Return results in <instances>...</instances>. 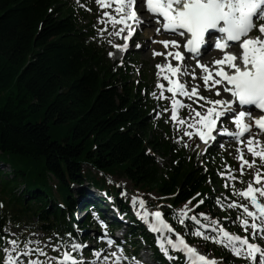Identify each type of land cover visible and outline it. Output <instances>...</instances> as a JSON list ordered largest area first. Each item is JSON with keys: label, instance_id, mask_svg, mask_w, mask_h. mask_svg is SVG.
Segmentation results:
<instances>
[{"label": "trees", "instance_id": "obj_1", "mask_svg": "<svg viewBox=\"0 0 264 264\" xmlns=\"http://www.w3.org/2000/svg\"><path fill=\"white\" fill-rule=\"evenodd\" d=\"M77 11L65 0H0V162L12 169L0 170V231L11 220L74 233L75 187L104 190L116 177L175 209L201 199L200 210L210 208L217 173L159 132L142 95L148 85L110 62L84 25L88 14ZM64 124L71 137L53 140V127ZM118 190L106 192L122 206Z\"/></svg>", "mask_w": 264, "mask_h": 264}, {"label": "snow or ice", "instance_id": "obj_2", "mask_svg": "<svg viewBox=\"0 0 264 264\" xmlns=\"http://www.w3.org/2000/svg\"><path fill=\"white\" fill-rule=\"evenodd\" d=\"M96 3L101 9H110L103 13V17L98 18V23L104 24V28L98 29L99 37L103 39L107 32L109 36L123 39V44H113L111 40L108 43L117 50L126 52L129 39L145 23L138 13L137 0H96ZM139 4L152 15L166 34L180 38L162 41L152 39V43H161L167 50H153V55L163 56L166 63L156 65V88L159 93L152 91L151 96L157 101H169V106L162 108L157 115L171 111L169 119L180 133L177 143H182L185 147L189 145L184 137L189 140L194 136L198 137L206 145L205 151L213 143H219L223 148V143L217 140L218 136L228 137L235 142L238 145L236 151L240 161V176L232 175L233 169L227 164L225 171L218 173L222 177L226 176L228 181L240 180L243 183L240 178L244 175L245 166L256 168L253 180L244 189L225 183V188H229L231 192L227 197L230 202L226 204V208L241 210L237 217L225 219L238 222L247 235L241 236L228 231L219 218H211L203 211L195 212L194 209L204 203L203 199L193 205L192 209L188 208L191 201L180 209L172 208L171 205L166 207L172 208L170 215L190 235L216 243L248 264H264V245L257 242L264 240V142L258 138L264 135V23H261L264 21V0H139ZM109 25L112 27L110 32ZM116 25L120 27L116 28ZM161 27L156 28L157 35L161 33ZM253 31H257L259 35H250ZM134 44L136 48L140 47L139 42L134 41ZM205 45L207 47L202 52V46ZM181 47L184 52L180 51ZM213 47L222 52L221 58L214 59L211 64L202 63L204 56ZM229 47H237L241 51L228 52L226 49ZM108 55L112 57L115 53L109 52ZM170 57L177 61L176 65L171 63ZM186 60H195V65L185 63ZM120 64H123V60ZM196 67L201 69L200 80L204 90L213 92L219 98L212 99L202 95L200 84H193L189 88L188 81L180 79L181 76H187L196 81ZM161 77L167 85L160 82ZM165 92L171 93V96H166ZM222 92L229 95L222 96ZM184 100L191 103H185ZM182 109H187L186 116H180ZM254 110H260L261 115L254 117ZM229 123L234 125V129H229ZM245 149L253 157L251 161L245 158ZM121 195L126 196V190ZM233 196L247 200L251 209L249 204L231 199ZM216 202L221 204L220 198ZM137 204L140 211L135 214L150 232L156 234L160 251L167 259L177 260L179 257L170 254L176 252L183 254V264H220L218 259H209L201 254L187 243L183 234L176 232L159 210L163 206L150 211L142 198L133 195L131 206L136 208ZM91 215L103 230L98 239L109 247L115 245L116 242L107 235V223L99 220L95 212ZM209 232L214 235H209ZM65 236L67 238L57 234L55 243L52 242V237L47 241L27 240L23 247H20L17 239H12L8 241L11 248L4 249L7 254L6 264H108L109 255L104 249H89L93 259L86 261L84 250L88 247L87 244L80 242L72 233H66ZM49 247L60 253V256H48L45 249ZM33 256L36 258L33 259ZM111 256L116 257L114 264H121L122 258L116 252H112ZM40 257L46 259L41 260Z\"/></svg>", "mask_w": 264, "mask_h": 264}, {"label": "rangeland", "instance_id": "obj_3", "mask_svg": "<svg viewBox=\"0 0 264 264\" xmlns=\"http://www.w3.org/2000/svg\"><path fill=\"white\" fill-rule=\"evenodd\" d=\"M73 1H75L76 3H80L79 7H81V5H83V6H89L92 9V11H90L92 18H94V17L97 18V21L95 22V31L97 33V36H96L97 39L99 40V42L101 44L106 45L108 52H114V53L116 52L115 55L112 56V57H110L108 55V57L111 60V62H118V61H121V60L124 61L125 59H129L126 62H129L132 68H136V69L142 68V71H144L145 74L148 75V77H149V83L152 86V91H157L159 93V90L156 88L157 72H158V69H157L156 65L160 64L161 61L164 62L165 58L163 56H160V55L154 56L152 48H151L152 51L150 50V46L155 45V44L156 45L160 44L162 46L161 48H153V49H156L155 50L156 52H165L166 49L164 48V46L161 43H158V44L157 43H152V39L154 38L156 40H161L162 41V40H172V38L171 37L170 38L169 37L163 38V36L160 35V34L159 35H155L156 31L153 32V31L148 30V31H146L147 33L144 36H142V38L139 41H137V42L140 43V47L139 48H141V46H143V49L135 51V49L132 48V49H130V51H129L130 53L127 56V58L120 59L122 57V53L123 52L119 51V50L116 51V48H114L111 44L108 43V41L111 40L113 42V44H115L114 40H116V36H114V35L109 36L108 33L105 32L104 33V38L101 39L99 37V35H98V29L104 28V24L98 23V18L99 17H103V13L101 12L99 6L97 5L96 0H73ZM108 31L110 32V31H112V29H110V27H109ZM149 32H153V33L150 34ZM118 52H120V53H118ZM114 58H115V60H114ZM165 63H166V61H165ZM139 77H140V75H138L136 73V75L133 76L132 81H137L139 79ZM190 80H191V78H190ZM160 82L164 83V81L162 79H160ZM197 84H200V86H201L200 87V91L204 92L205 96H209L210 98L216 99V96L214 95V93L209 94V93H207V91L204 90V87L202 85V81L200 80V77L197 80ZM6 93L7 92H4V93L0 94V100H1V98L4 97V95H6ZM154 101H156V103H157L156 99H154ZM158 102H159L158 109H156V111L154 113V116H156L157 121H159L161 119L164 120V117H166V120H167V122L169 123V126H170L169 133H167V136L170 135L171 137H173L175 139V141H177V138L179 137L180 133H178L175 130V128L173 127V122L169 119V117L171 115V111L166 112V113H162L161 115H157L158 113L161 112L162 108L169 106V102H163L162 103V100H160ZM188 103H191V102H188ZM201 103H203V102H201ZM194 106H196V105H194ZM187 114H188L187 113V109H185V111L182 113V117L186 116ZM166 124L167 123H165V124L163 123L162 127L160 128V130H163V127H165ZM227 126H229V125H227ZM51 136H52L53 140L60 141V142L63 143L66 140V138L71 137L70 136V126H69V124H64V125H60V126H54L52 131H51ZM258 138H259V140L261 142H264V138H262V137H258ZM184 141L187 142L188 145H189L188 147H186V151L187 152L191 151V153L201 154V156L204 155L211 161L210 162L211 164H213L216 161L218 162V159H220L219 166H222V169H224V171H225V164H227V165H230L231 168L233 169L232 175L240 176V172L238 171L239 168H240L239 167V161L237 159L238 153L236 151L238 145L235 142H233V141L224 142L223 143V148H221L219 146V144H217V146L219 147L218 149L213 147L212 151L210 150L211 152L207 153V151H205L206 147L202 146V144L198 140V137L194 136L192 138V140H189L188 137H184ZM196 144H199V147H196ZM244 152H245V155L248 156V154H247L248 152H247L246 149L244 150ZM158 162H159V164H160V166L162 168L166 164V161L164 159H162V158H159ZM259 164H260V162H259V160H257V166H259ZM255 170H256L255 167H253L251 169L248 168V167L244 168V175L240 178L241 180H243V183H241L240 180L228 181L226 176L222 177V176L219 175L220 179H226L224 181V183H223L224 184L223 185L224 188L222 189V192H224L223 193L224 196L222 198L224 203L221 204V205H224L222 207H224V211L226 213H228L229 211L234 212L236 214V217H237L241 210L240 209H229V208H226V204L230 202L227 199V197H229L231 195V192H230L229 188H225V183L227 182L229 184H234L236 188L237 187L241 188L242 185H246V187H247V183L249 181L253 180V172ZM117 180H119L120 183L123 185V187L124 188L126 187L128 191H131L132 189H134V191H136L135 193L138 192V190L135 189L130 184L129 181L124 180V178L117 177ZM262 182H264V181H262ZM103 187H104V190H106V189L116 190L118 188V185L117 184H113V183H104ZM231 199L237 200L238 203H244V201H243L244 199H240V198H237V197H234V196L231 197ZM132 209L136 212V208L132 207ZM215 209L217 210L218 206H216ZM237 224H238V222L234 223V225H237ZM7 227H8V230L6 231L7 235H10V236L13 237L15 235L14 233L18 232V228L15 225L8 224ZM20 229H21V236H19V238L21 239V241L23 240V237H24L23 234L26 235V237H28V240L42 239L44 241H47V239L49 238V237H47L45 235V233L43 234V232L39 228H35V229L32 230V229H30L29 225L28 226H23L22 225ZM249 231H251V230H249ZM238 233L241 236L247 235V233L243 232L242 230H241V232H238ZM17 234L19 235V232ZM52 242L55 243L54 240ZM257 242L260 243L261 245H264V240H259ZM23 244H24V241L21 242V246L20 247H23ZM41 246H43V245H41ZM198 247L202 250L201 245H199ZM9 248H11L10 244H9ZM45 251H47L48 256H51V257L57 256V253H58V252L53 251L51 247L46 248ZM209 255L213 256V254H209ZM5 256H6V259H7V254L6 253H5ZM229 256L231 257L230 261H233L235 264H237V263H239L241 261H244L243 259H240V258L234 256L230 251H229ZM213 257L216 258L215 256H213ZM35 258L36 257L34 256L33 259H35ZM22 259H24V258L22 257ZM88 259L89 258H87L86 261ZM52 263H54V262H49V264H52ZM220 264H222V263H220Z\"/></svg>", "mask_w": 264, "mask_h": 264}, {"label": "bare ground", "instance_id": "obj_4", "mask_svg": "<svg viewBox=\"0 0 264 264\" xmlns=\"http://www.w3.org/2000/svg\"><path fill=\"white\" fill-rule=\"evenodd\" d=\"M137 1H139V0H137ZM150 24V23H149ZM153 24V23H152ZM115 42H119L120 41V39L118 38V37H116V40H114ZM151 48L153 49V48H160V45H152V46H150V50H151ZM118 53H120V52H118ZM204 59H205V57H204Z\"/></svg>", "mask_w": 264, "mask_h": 264}]
</instances>
